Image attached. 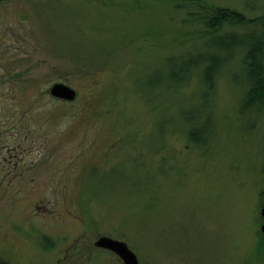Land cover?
<instances>
[{"label":"rangeland","instance_id":"1","mask_svg":"<svg viewBox=\"0 0 264 264\" xmlns=\"http://www.w3.org/2000/svg\"><path fill=\"white\" fill-rule=\"evenodd\" d=\"M177 3L0 0L4 258L122 264L95 247L105 236L139 264H264V110L243 109L244 87L220 76L208 141L195 151L180 128L195 77L179 95L142 93L164 57L201 37ZM209 4L252 15L241 0ZM54 83L75 102L53 100Z\"/></svg>","mask_w":264,"mask_h":264},{"label":"trees","instance_id":"2","mask_svg":"<svg viewBox=\"0 0 264 264\" xmlns=\"http://www.w3.org/2000/svg\"><path fill=\"white\" fill-rule=\"evenodd\" d=\"M177 1L175 9L182 14L180 23L201 28V37L188 51L164 57V67L155 72L154 79L144 83L142 93L161 90L168 95H179L195 77L196 99L190 108L181 112L186 127L180 128L187 146L201 151L211 131L212 108L220 76L228 75L231 83L244 87L243 109L264 110V0H241L252 12L250 16L229 7L209 4L210 0ZM259 8L261 13L253 14ZM232 67L237 70L230 74ZM129 126L132 122H128ZM126 127L115 132L119 135ZM170 167V160L164 163L163 159L161 171ZM259 221V224L263 223L261 210Z\"/></svg>","mask_w":264,"mask_h":264},{"label":"water","instance_id":"3","mask_svg":"<svg viewBox=\"0 0 264 264\" xmlns=\"http://www.w3.org/2000/svg\"><path fill=\"white\" fill-rule=\"evenodd\" d=\"M48 93L53 99L68 103L74 102L77 98V92L72 87L64 83L52 84L49 88ZM261 216L263 218V223L260 229L261 233L264 235V198L263 206L261 208ZM94 245L98 249L113 253L118 257L122 264H139L135 253L131 249H129L126 243L122 241L103 236L98 238L95 241Z\"/></svg>","mask_w":264,"mask_h":264},{"label":"flooded vegetation","instance_id":"4","mask_svg":"<svg viewBox=\"0 0 264 264\" xmlns=\"http://www.w3.org/2000/svg\"><path fill=\"white\" fill-rule=\"evenodd\" d=\"M0 234H1V231H0ZM45 240H46L45 241L46 242L45 250H47L46 248L49 247L50 243H48V239L47 238H45ZM1 247H3V245L0 244V264H19L21 262L22 259L20 258L19 251H16V254L12 253V257L14 259V262H12V259H8V258L6 259V258L3 257V252L1 250L2 249ZM8 257H11V256L8 255ZM14 257L16 258V260H15Z\"/></svg>","mask_w":264,"mask_h":264}]
</instances>
